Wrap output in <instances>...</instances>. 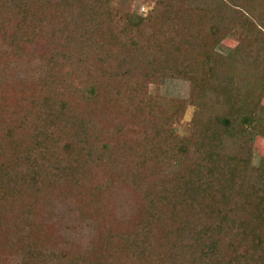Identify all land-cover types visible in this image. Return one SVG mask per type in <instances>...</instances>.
<instances>
[{"label":"trees","instance_id":"obj_1","mask_svg":"<svg viewBox=\"0 0 264 264\" xmlns=\"http://www.w3.org/2000/svg\"><path fill=\"white\" fill-rule=\"evenodd\" d=\"M126 2L0 0V264H264V0Z\"/></svg>","mask_w":264,"mask_h":264},{"label":"rangeland","instance_id":"obj_2","mask_svg":"<svg viewBox=\"0 0 264 264\" xmlns=\"http://www.w3.org/2000/svg\"><path fill=\"white\" fill-rule=\"evenodd\" d=\"M129 2H126L125 6L128 8H131L135 11H140V10H145L147 4V0H135L131 5L128 4ZM144 7V9H142ZM236 41V37L232 36L228 37L225 39L219 46L218 50L221 53H226L228 50L232 47L234 42ZM150 92L153 95H158V96H168V97H181V98H186L189 95V82L186 80L182 79H176V78H169L166 80L165 84L163 85H157V84H152L150 86ZM194 112V107L189 106L183 123L180 126V130L183 133L186 132L187 125L192 118ZM256 151L259 154H264V138L263 137H257L256 139Z\"/></svg>","mask_w":264,"mask_h":264},{"label":"built area","instance_id":"obj_3","mask_svg":"<svg viewBox=\"0 0 264 264\" xmlns=\"http://www.w3.org/2000/svg\"><path fill=\"white\" fill-rule=\"evenodd\" d=\"M142 9H144V7Z\"/></svg>","mask_w":264,"mask_h":264}]
</instances>
